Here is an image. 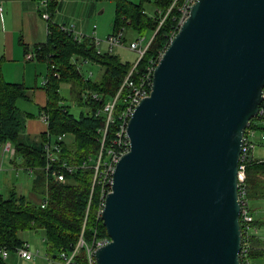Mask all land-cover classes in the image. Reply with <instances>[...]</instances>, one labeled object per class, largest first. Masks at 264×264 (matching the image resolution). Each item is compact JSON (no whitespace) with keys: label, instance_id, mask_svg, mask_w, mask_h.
<instances>
[{"label":"water","instance_id":"1","mask_svg":"<svg viewBox=\"0 0 264 264\" xmlns=\"http://www.w3.org/2000/svg\"><path fill=\"white\" fill-rule=\"evenodd\" d=\"M264 98V0H196L128 123L97 264H242L239 167Z\"/></svg>","mask_w":264,"mask_h":264},{"label":"trees","instance_id":"2","mask_svg":"<svg viewBox=\"0 0 264 264\" xmlns=\"http://www.w3.org/2000/svg\"><path fill=\"white\" fill-rule=\"evenodd\" d=\"M149 1L155 5L154 13L149 14L144 7ZM185 0H116L114 31L124 29L145 34L153 31L154 36L140 59L137 71L145 69L150 59L169 44V36L181 15L180 6ZM53 1L49 10L51 16L55 10ZM164 18V19H163ZM126 39V38H125ZM35 51L37 58L48 64L46 88L49 99L41 107V112L49 114L48 128L37 140H29L23 135L24 116L17 106V99L25 96L23 84L7 81L2 74L3 60L0 58V140L10 141L15 147V156H21L23 165L36 172L34 187L47 194L41 202H32L25 195L13 190L7 197L0 194V246L13 250L25 240L20 232L30 228H43L49 252L59 257L61 251L71 250L83 233L86 241L91 242L95 230L97 236H107L108 232L99 214L102 201L100 187L92 192L93 170L78 167L74 171H65L66 179L57 180L45 170L47 157L45 144L57 140L60 134L72 133L74 139L68 143L62 141V159L79 165L100 149L99 128L105 124V116L97 114L106 97L114 95L130 72L133 62L123 61L118 54L106 51L99 53L96 40L84 35L78 39L70 30L48 21V35L44 42L36 43L26 52ZM90 59L104 67L99 80L85 78L79 69V61ZM54 65V67H52ZM59 73V76L56 75ZM72 83L78 100L88 108L75 115L64 104L61 96L62 83ZM102 93L100 99L84 100L83 88ZM119 120L110 126L113 136ZM0 143V144H2ZM247 196L249 199L264 198V160L258 158L248 162L246 168ZM86 224L84 226V220ZM263 221L254 219L253 226L261 227ZM257 233V232H256ZM259 234V235H257ZM251 235L249 256L257 261L263 257L264 239L261 231ZM84 248L77 254L73 264H84L87 260Z\"/></svg>","mask_w":264,"mask_h":264},{"label":"built area","instance_id":"3","mask_svg":"<svg viewBox=\"0 0 264 264\" xmlns=\"http://www.w3.org/2000/svg\"><path fill=\"white\" fill-rule=\"evenodd\" d=\"M53 0H43L42 3L45 6V9L41 11L42 17L47 21L51 19V11L49 10L50 2ZM196 0H185L184 3L180 6L181 15L178 20V23L174 26L169 42L177 32L180 24L183 20L189 15L192 4ZM3 10V4L0 2V13ZM164 19V18H163ZM63 29L70 30L74 35L81 39V32H76L72 27H67L61 25ZM154 32L151 38L144 43L145 36L137 38L130 42L129 47L132 50H136L139 53V57L135 62L130 72L125 77L123 83L116 91L114 95L106 97L103 101L101 108L98 109L97 114L105 116V124L99 128V142L100 149L96 155L90 156L88 160H84L79 165H73L68 163L67 160L62 159V141H64L65 134H60L57 136L55 141H47L45 144V154L47 157V164L45 170L51 175L55 176L57 180L64 181L66 179L65 171H74L78 167H89L93 170V182H92V192L95 187H100L101 201L102 205L99 211L101 215L105 198L107 193L112 189L113 173L116 167V164L120 157L130 150L131 140L128 134V123L129 120L139 102L146 96L150 94L153 85L154 70L156 65L162 56V49L156 57L150 59L149 63L145 69L141 72H138V76L134 77L133 72L137 71V66L140 59L143 57L148 45L150 44ZM126 42L124 29H121L118 32H113L109 34L106 43L108 50L113 51L114 47L124 45ZM97 49L99 53L106 52L101 48V43L96 39ZM27 60L37 59L35 51H29L26 53ZM85 62L88 59H84ZM54 67V65H52ZM59 76V73H56ZM47 82V78L45 80ZM83 99H100L103 97L102 93L94 90H87L82 93ZM41 118L46 124L49 123V114L45 111L41 112ZM119 120L117 127L115 128L113 136H110V126L116 123V120ZM257 120H262L264 122V98L260 104L258 114L250 120L249 125L246 128L244 134V142L240 159L239 167V196L241 199V224H242V247L240 250V258L242 264H264V246L260 248L263 249V257L261 261H257L249 256V250L252 246L251 244V235L258 232V227L252 225V218L250 216L251 206L250 199L247 196V184L246 180V168L249 161L256 159L254 156V149L256 143L254 142V137L257 133L258 122ZM262 134L261 139L264 142V123L262 125ZM3 152H8L14 154L15 147L10 142H4L0 144V157ZM264 159H259V161ZM33 170V169H31ZM34 171V170H33ZM47 196V194L45 195ZM47 203L44 198L41 201L42 206H45ZM86 224V218L84 220V226ZM111 241L109 234L107 236H97V230H95L93 239L91 242L86 241L83 233L81 234L77 244L71 250L61 251L59 254L60 262L59 264H73L77 254L81 251L82 248L85 249L87 255V261L84 264H97L95 252L97 248L101 245H104ZM13 251H16L21 257L25 259H32L35 256L40 254L38 249H34L31 243L27 240L23 242L22 245L17 246ZM12 250L9 247L0 246V256L6 258L10 255ZM48 260L53 259L50 254H46Z\"/></svg>","mask_w":264,"mask_h":264},{"label":"crops","instance_id":"4","mask_svg":"<svg viewBox=\"0 0 264 264\" xmlns=\"http://www.w3.org/2000/svg\"><path fill=\"white\" fill-rule=\"evenodd\" d=\"M42 1L43 0H0V2L3 4V10L0 13V58L3 60L2 74L4 78L9 82L23 84V87H25V96H21L19 98H22L23 100L29 102L31 105H33L32 108L38 110L37 113L33 110H22L17 104L19 110L23 113V116L25 118L23 135L30 141L37 140L40 134L45 132L48 128V124H46L41 118V107L46 105L49 99V94L46 88L47 82H45L47 78L48 64L45 60L40 58L31 60H27L25 58L27 53L26 51L28 49H31L34 44L44 42L47 39L48 21L43 18L41 14V11L45 9ZM53 1H57L54 5L55 10L51 16L53 22L57 24L61 23L62 19L70 18V15L66 14V11H69L70 14H73L76 8H80L81 10H78V12L81 14L80 29L82 31H87L84 26L86 18L92 16L95 8L97 9V6L99 5V1L103 2L104 0ZM53 1H51L50 4ZM58 13L60 14L61 18L58 17ZM76 32L79 31L76 30ZM84 35L87 34L82 33L81 37ZM94 38L95 40L97 39L96 37ZM89 60L90 59H88V61ZM34 61L37 63H34ZM82 62L85 61H79V69L81 72L82 70L80 65L82 64ZM90 74H92V72ZM87 90L93 89L85 87L83 88L82 93ZM84 100L86 101L90 99L84 98ZM66 136L67 134H65L63 139H65ZM0 143H2L1 140ZM23 170L26 172V170L29 169L24 167L23 159L21 156L17 157L14 154L12 155L8 152H3L0 157L1 190H3L4 186H6L8 195L13 190H15L18 193L25 195L28 199L26 194L27 189L24 190V188L26 187L21 186L22 184L19 182V176L23 175ZM29 171L34 174L35 177L36 172L31 169ZM17 181L20 187L18 186ZM1 195L4 196L3 194ZM262 199L264 198L250 200V216L252 220L260 219L261 221H263L262 226L258 228V232L261 231L260 235L264 239V211L260 208H254L253 206L255 202L262 201ZM21 232L20 236L23 238V240H28L27 238L29 233L23 231L21 234ZM42 241L47 243L46 236ZM41 255L42 254L40 251V254L38 256ZM19 258L24 259L26 264H30V261L34 260L35 261L33 264H39L36 257L32 259H25L21 257L16 251H13V254L11 253L6 258L0 256V263H5L6 260H13V262H16ZM53 258H55L56 262H53L52 264H58L60 262L59 257L56 256Z\"/></svg>","mask_w":264,"mask_h":264},{"label":"rangeland","instance_id":"5","mask_svg":"<svg viewBox=\"0 0 264 264\" xmlns=\"http://www.w3.org/2000/svg\"><path fill=\"white\" fill-rule=\"evenodd\" d=\"M133 1L138 2L139 0H133ZM144 7L146 8L149 14L154 13L155 5L152 2L146 1ZM116 8H117L116 0H104L103 2L99 1V5L97 6V9L95 8L93 15L86 18V22L84 23V26L87 31H82L80 29L81 14L78 12V10H81L80 8H76L73 14H70L69 11H66V14L70 15V18H64L62 19V22L58 24L66 25L69 28L72 27L75 31L77 30L81 33L96 37L101 43L100 45L101 48L106 51L108 50L106 39L108 35L112 34L114 31V19L116 16ZM58 17L61 18L59 13H58ZM152 34H153L152 30L148 31L145 34H140L137 31L128 29L127 31H125V38H126L125 44L114 47L113 51L111 52L118 54L123 61L135 62L139 57V53L138 51L132 50L129 47L130 42L136 40L137 38H141L142 36H145L146 37L144 40L145 43L151 38ZM35 61L34 63H37ZM80 67L84 77L85 78L89 77L93 80H99L104 70V67L101 64L91 60H89L88 62H82ZM91 72L92 74H90ZM60 91H61V96L64 98V104L68 105L69 109L75 115H79L81 111H87L86 109L88 107L82 104L80 100H78L76 93L73 91L72 83L63 82ZM17 104L22 110H27V111L33 110L36 113L38 111L37 109L32 108L33 105L23 100L22 98L18 99ZM257 122H258L257 133L254 137V142L256 143L254 149V156L258 159L261 158L264 159V142H262L261 139V134L263 131L261 127L264 122L262 120H257ZM73 139H74V135L72 133H68L64 140L65 142L70 143L73 141ZM24 170L22 171L23 175L19 176V182L22 184L21 186L26 187L24 188V190L27 189L26 194L30 201L40 202L44 198L45 193L34 187V183H35L34 174H32L29 170H26V172ZM18 186L20 187L19 184ZM6 188L7 187L4 186L3 190H1V184H0V193L3 194L5 197L8 196V191H6ZM253 206L254 208H258V209L260 208L264 211V199H262V201L255 202ZM23 231L29 233L27 241L31 243L32 247L35 250L39 249L41 251L42 254L41 256L38 255H37L38 257L35 256L36 259H38L39 264H52L53 262H56L55 258H53L52 261L46 258L47 253L50 254L51 256H53V254L49 252L48 244L42 241L43 238L46 236L43 228H36V229L30 228ZM11 253L13 254V252ZM34 261H30V264H33ZM0 264H26V262L24 261V259L19 258L16 262L15 261L13 262V260L12 261L6 260L5 263H0Z\"/></svg>","mask_w":264,"mask_h":264},{"label":"bare ground","instance_id":"6","mask_svg":"<svg viewBox=\"0 0 264 264\" xmlns=\"http://www.w3.org/2000/svg\"><path fill=\"white\" fill-rule=\"evenodd\" d=\"M88 160V159H87ZM81 164V163H80Z\"/></svg>","mask_w":264,"mask_h":264}]
</instances>
